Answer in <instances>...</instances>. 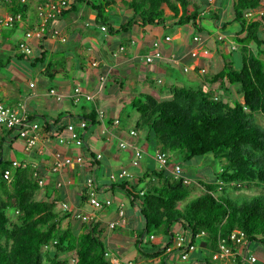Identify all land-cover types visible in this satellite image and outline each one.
Returning <instances> with one entry per match:
<instances>
[{
    "label": "trees",
    "instance_id": "1",
    "mask_svg": "<svg viewBox=\"0 0 264 264\" xmlns=\"http://www.w3.org/2000/svg\"><path fill=\"white\" fill-rule=\"evenodd\" d=\"M44 1L0 0V9L5 14L13 18L20 16L14 22L15 28L22 31L16 49L23 41L24 33L39 26L37 8ZM220 1L223 0L218 3ZM229 1V15H223L222 3L218 5L214 0L211 3L203 0V6L192 0H123L127 14L116 28L113 19L116 0H73L67 10L45 23L42 37L35 39L40 53L16 52L0 60V69L7 67L12 57L27 60L31 67L45 66L42 73L53 79L64 67L63 62L58 63V67L52 61L54 55L48 58L46 43L52 31L57 30L53 23L78 12L81 5L93 16L91 26L104 27L112 36L130 33L135 28L164 26L170 20L175 26L190 27L194 34L209 33L211 31L204 23L206 16L214 29L222 32L235 23L240 25L234 40L237 49L241 48L240 66L223 54V66L217 73L210 74L204 69V74H200L202 68L197 69L200 79L197 89L172 85L160 90V97L139 93L128 104L137 116L133 120V132L140 133L141 142L151 149L165 153L170 162L209 155L219 165L214 176L215 185L198 182L204 193L180 208L179 205L192 195L190 182L183 180L188 177L183 173L182 177L175 178L165 169L148 168L134 184L128 180L111 183V188L121 191L129 206L139 211L143 228L136 233L135 245L145 251L142 237L149 236L148 243L155 250L144 257L158 258V264H167V259L178 253L169 255L164 253V248L154 245V233L163 234L167 239L165 246L169 247L175 239L173 229L176 225L179 227L175 233L182 230L185 233L180 234L186 235L187 232L194 245L195 236L203 233L201 238L205 239L211 260L218 243L224 240L230 245L229 237L236 230L245 232L250 245L253 242L264 245V195L244 199L241 203L216 195V189L222 185L264 187V128L257 123L258 116L264 118V60L259 58L264 56L261 49L264 46V0ZM165 7L170 14H166ZM202 12L205 14L201 15ZM247 13H251V17L248 18ZM219 42L223 44L225 38ZM125 45L122 41L121 46ZM94 108L98 107L93 105L94 114L78 115L77 118H83L88 125H100ZM117 120V126L125 129L131 115ZM112 121L108 118L107 123ZM95 155L91 151V158L99 164ZM5 169L10 171L8 179L3 177ZM56 184L57 179L39 186L31 168H11V162L0 161V264H114L104 242L102 224L97 220L73 218L74 211L63 210L61 203H69L64 199L63 186ZM84 191L83 186L81 204L86 202ZM74 222H79L80 226L75 228ZM239 260L237 264H240ZM197 261L211 264L208 259Z\"/></svg>",
    "mask_w": 264,
    "mask_h": 264
},
{
    "label": "crops",
    "instance_id": "2",
    "mask_svg": "<svg viewBox=\"0 0 264 264\" xmlns=\"http://www.w3.org/2000/svg\"><path fill=\"white\" fill-rule=\"evenodd\" d=\"M222 12L224 13V9L222 10ZM92 18L93 16L91 12L87 11L84 6L81 5L78 9V12L70 13L68 19L60 18L59 20L53 23V26L60 32V35L65 38V42L62 43L58 38L49 37L46 43L49 55L48 58H50L52 55H54L55 57L56 52H58V54H65L62 61L64 63V67L63 69H60L62 70V72L58 74L56 73L53 79L48 78L42 72L40 73V75L43 76L42 79H48L52 83L54 80L56 85H51L47 87V84L45 82L34 85L33 83H30L29 88L32 89V92H30L25 98H22L20 90H18L17 88H13L12 86H6L2 89V95L4 98L8 100L10 99L12 101V108H18L19 106H23L29 119L32 120L34 123L38 124L36 118H38L39 116L43 118V122L38 125L44 127L45 131H47L48 134L57 131L59 129L58 127H61L63 124L69 122H73L76 124L78 122L72 119L77 118L78 115L73 114L70 111H66L65 107H62V105L50 106L48 102L43 105L41 98L46 96H49L51 98L52 96H50L49 94L50 90L54 89L59 95L62 96V99L60 101H57L54 97H52L54 98L55 103H60L63 99H67L70 105L72 106L79 104L81 101H86L84 100V98H80L78 100L80 102L75 104L76 102L71 98V93L75 88H78L83 94L93 96L92 101L87 102L92 103L94 106L96 105L98 109L100 108V110H102L105 114V120H98L100 122V125H88V129H86L84 134V139L87 147L92 152L94 151L95 154H101L102 158L98 160L99 164L94 162V160H91V158L90 161L88 160L87 164L84 167L73 166L68 170H64L61 176L57 175L53 177L48 174V183L55 179H57V182L60 179L62 182H64V184L62 185V193L64 195V199L69 203L68 205L71 211H80L84 214H89L91 217H94L95 220L101 223L102 227H106V225H108L109 223L118 220L117 213L120 209H123L124 217L126 219V224L123 227H125V229H130L133 231V228L135 227V224L133 222H138L140 227H137L138 231H140L143 228L142 219L138 215L135 216L133 212H130L126 209L128 200L121 191H119L118 189L111 188L112 182L109 180V175L111 173H117L118 171L123 169L129 172L132 176V179H130L128 183L134 184L136 182V178L142 176V174H144L146 170H148V162L150 160H153L156 163L155 155L157 154V151L154 149H150V151H148L147 144L141 142L140 133H136V137L134 138H131L129 136L128 132L131 130L133 131V128L135 126L132 125L134 117H131L130 123L132 126H130L129 128L125 127V129H122L121 126L118 127L112 125L111 123H107L108 118L119 119L120 113H117L114 111V109H111V107L109 106L110 103L108 101H105L106 95L104 94L102 89L105 88L106 91V89H108L107 82L111 81L116 86V91L118 92L121 98L122 90L124 91L123 94L125 96L129 94L135 95L139 93H150L151 95L160 97V90L164 88L167 89L169 86L172 85H177L179 87L183 86L181 83L178 82V80L185 82H189V80H195L199 83L200 79L199 75H197L196 73L197 69L202 68L205 69L207 73L214 74L217 73L223 66L221 56L224 53L223 46L217 40V36L220 34L224 38H226V40H229L230 44L231 42L234 43V40L240 32V27L236 28L237 26H235L231 30L224 32V34H222L219 29L216 28L214 29L215 33L209 32L197 35L192 33V30L188 31L187 29H184L180 26H175L173 21L170 20L167 21L165 25L162 26V28H165L167 26H173L176 27L177 33L175 35L164 34L161 36L159 35L160 26L157 25L146 26L145 28L140 29L135 28L130 31V33L122 34L121 36H112L107 31H102L100 27H97L104 34L102 40H99L98 45L92 43L91 47V44L88 43L86 44V46H84L82 45V39L84 35L87 34V29H90L92 27L90 24V20ZM113 19L116 22L115 25L117 28L118 24H120L124 18H121V16L116 12V15L113 17ZM205 25L207 30L213 28L212 24L211 26L208 24ZM89 32L92 33L91 31ZM21 37L22 36L18 37V39L15 40V43L12 46H9L8 50L13 53L12 55H14V53L16 52L18 53L15 46ZM166 37H170V40L166 41ZM195 37L199 38V41L197 43L193 42V39ZM94 38L95 37H88V39L92 40H94ZM68 39L69 41L77 44L74 49H67V47H64V44L68 43ZM122 41H125V47L121 46ZM36 42V40L30 42V47L32 48L33 53L35 54L40 53L38 52L39 50L36 48ZM155 42L159 44L158 50L161 53L162 58L156 60L151 64L146 63L144 60V56H146L152 51V45ZM162 42L165 43V45L168 44V48H166V46L164 47ZM2 46L3 48L5 47L3 43L0 45L1 50H3ZM203 50H206L208 54L203 55ZM194 51L198 54L196 57H191L190 54ZM2 56L4 57V55ZM2 56H0V60L3 58ZM82 59L83 61L88 60L91 67L92 63L98 64L97 67H92L96 70V73L93 76L84 77L85 87L83 89L75 83L71 84L70 80H68V71L73 69V67H75L79 71L84 72V67L82 66V64L79 63ZM172 59L175 60V62H172ZM13 60L17 59H15V57H12L11 62L8 64L7 67L11 66ZM17 61L20 62L21 60ZM11 67H14L12 68V71L16 74L18 79H22L24 81L26 80V76L21 73L23 69H25L24 66L13 63V66ZM44 67L45 66H41L40 68L44 69ZM175 69H178V71H180L184 80H181L178 77H175V75H173ZM184 69L187 70L184 71ZM171 71L173 74L171 73ZM162 75L165 76L166 79L159 78ZM100 76H103L105 78L104 82L101 84V90L103 93H101V90L99 89ZM97 80L99 83V87L96 92L94 91L95 93H91V91L95 90V88L97 87L95 86ZM164 83L166 84V87H164ZM122 85H124V87ZM33 100L38 103V106L36 107L37 113H33V115H30L27 111V103ZM0 103H2V101H0ZM42 109H46L48 113L41 114ZM82 109L85 111L87 110V107L82 106ZM60 115H62L63 117L60 118V121H56V118ZM82 115L88 114L83 113L79 116ZM78 119L84 120L83 118ZM104 127L107 130V134L102 135L101 131ZM7 136L8 137H4L3 135L0 136V161L3 162H12L14 160L27 161L29 164L32 163L33 165H38L39 167H42V169L44 168V171H46L49 170L52 164V155L55 151H61L67 154L70 153L72 155H75L76 152V149L72 148V146L59 147L56 144L54 138L52 139V137L50 136H41L35 150L31 154H26L25 152H23L22 142L19 139L17 140L15 136L13 137L9 133L7 134ZM123 140L129 141L144 150V156L140 163V165L144 164L143 168L145 167V169L143 171L137 170L138 167L134 168L133 171H131L129 168V170L126 168L127 165H129L130 163L131 152L129 150L119 149L118 144ZM97 142L101 143L97 145ZM10 143L16 144L17 149H13ZM4 144H7L9 149L7 148L6 150H4ZM120 151L127 152L125 155H121ZM16 152H20L24 155V157L18 159V157H16ZM88 173L94 175L95 186L97 188L98 196L104 195L106 197L105 199L111 201V206H109L108 208L100 211H95L88 206L90 208V211L83 210L84 208H82V205L86 203L81 204L82 202H79L80 193L83 189L84 179L86 178ZM183 174L185 175V173ZM113 199H115L118 203L113 201ZM114 214L117 216L116 219L112 218ZM74 224L76 228L80 226L79 222H74ZM105 227L102 231L103 234L105 233ZM178 227L179 225H176L174 231H176ZM133 232V243L134 248L136 250V254H134V256H131V258L136 256L135 261L132 260L130 256L123 255L122 257H120V263L117 260L116 253L113 252L111 258L112 263L117 262L118 264H158V258L146 259L144 257V255L152 253L155 249L152 248L150 250H146L148 252L140 251L137 248L138 246L135 245V242L137 240V234L135 231ZM163 243L164 244H162L161 241L155 242L153 244L161 248L163 245H165V242ZM159 244H161V247L159 246ZM198 244L199 245L197 246L195 245V251L189 254L188 259L186 261H181L179 256L176 255L169 257L166 263L181 264L188 262L190 258L196 253V250H198V252H210L209 249L206 247L205 239L200 238V243ZM115 248L121 254L124 252V249L120 250L121 246L119 244H117ZM129 253H133V250ZM249 253L256 257L253 250L249 251ZM262 253L263 254L262 257H260V260H258V258L256 257L257 261L254 264H264V252L262 251ZM237 257L238 256H234L231 258H226L225 260H218L220 262H212V264H237L238 259H241L239 260L240 264H250L243 258H240L241 256L239 258ZM192 259L193 260L190 264H199V262L197 261V257H194Z\"/></svg>",
    "mask_w": 264,
    "mask_h": 264
},
{
    "label": "built area",
    "instance_id": "3",
    "mask_svg": "<svg viewBox=\"0 0 264 264\" xmlns=\"http://www.w3.org/2000/svg\"><path fill=\"white\" fill-rule=\"evenodd\" d=\"M208 3H211L212 0H207ZM73 3V0H45L44 3L37 8V15L40 20L39 26L35 27L32 31H26L23 35V41L18 44V52L25 55H30L32 52V48L30 47V42L37 39L39 40L42 37L43 32L45 31V23L48 20H53L60 15L61 12L67 10L69 6ZM205 14L202 12L201 15ZM246 16L251 17V13H247ZM20 16L18 15L16 18H13L11 15L5 14L0 17V45L2 43L1 31L3 29H12L14 26L15 20H19ZM102 31L106 29L101 27ZM51 38H58L61 42H65V38L60 35L58 30H53L51 33ZM224 37L222 35L217 36L218 41H222ZM166 41L170 40V37L165 38ZM199 38L195 37L193 42H198ZM159 44L157 42L153 43L152 51L144 56V60L146 63H153L156 60L162 58L161 53L158 50ZM230 50L235 51L237 47L234 43L231 42ZM197 52H192L190 54L191 57H196ZM203 55H207L208 52L203 50ZM172 62L175 60L172 59ZM98 64L92 63V67H97ZM187 69H184L186 71ZM205 70L201 69L199 71L200 74H204ZM104 77H99L100 87L104 82ZM50 96L54 97L57 101L62 99V96L59 95L54 89L49 91ZM81 97L85 98L87 101H92L93 96L88 94H83L78 88L73 89L71 93V98L77 102ZM97 120L104 121L105 115L102 110H97ZM112 125L117 126L118 120L113 119ZM0 126L7 128L10 131L15 133V138L19 139L22 142L23 152L26 154H31L35 148L37 147L38 141L41 136H50L52 139L54 138L56 144L59 147L62 146H72V148L76 149L75 155L70 153H64L61 151H55L52 155V164L49 170L44 171V168L39 167L38 165H33L32 163H28L27 161H12L11 168H31L33 179L37 182L39 186H45L48 184V174L55 177L57 175L61 176L64 170H68L73 166L84 167L88 160L91 159V151L87 147L84 134L86 129H88V122L85 120H80L76 124L75 123H66L61 127L59 126L58 130L48 134L45 131V128L34 123L29 119L27 113L23 106H19L18 108H12L5 106L0 103ZM102 135L107 134V130L104 127L101 131ZM131 138L136 137L135 132L131 131L129 133ZM119 149L121 150H129L131 152V160L130 164L133 168L139 167L143 156L144 150L135 144L123 140L118 144ZM102 158L101 154H96L95 159L100 160ZM93 160V159H91ZM155 161L160 169H165L169 171L175 178L182 177V167L180 164H172L168 160V156L165 153L157 152L155 155ZM10 176L9 169H5L3 172L4 179H8ZM132 176L129 172L125 170H120L117 173H111L109 175V180L111 182H116L120 180H130ZM184 183H189V179L183 177ZM64 182L61 179L57 182V187H61ZM84 196L86 198V203L89 207H91L95 211L103 210L104 208H108L111 206V201L108 199L99 200L97 195V190L95 186L94 175L89 174L84 181ZM141 195L143 193H140ZM61 208L65 211H68L69 205L67 203H61ZM118 220L111 222L108 224L109 229H115L117 227H123L126 224V219L124 217L123 209H120L117 213ZM73 218L82 220V221H91L94 217H91L89 214H84L82 212L75 211ZM96 221V220H95ZM230 245L224 240H221L217 245V250L212 256L213 260H225L226 258H231L234 256H238L243 258L250 264H254L256 262L255 257L249 253L250 251V243L247 241L246 234L244 231L236 230L229 237ZM164 253L173 254L178 253V256L181 261H186L191 252L195 250V245L190 240V237L177 235L173 241V244L169 247L164 248Z\"/></svg>",
    "mask_w": 264,
    "mask_h": 264
},
{
    "label": "rangeland",
    "instance_id": "4",
    "mask_svg": "<svg viewBox=\"0 0 264 264\" xmlns=\"http://www.w3.org/2000/svg\"><path fill=\"white\" fill-rule=\"evenodd\" d=\"M116 1H117L116 5H115L116 12L121 16V18H126L127 11H126V7H124L123 0H116ZM192 1H196L199 6L200 5H202V6L204 5L203 0H192ZM214 1L216 2V4L218 3V0H214ZM220 3L223 4V8H222V9H224L223 15L224 14L225 15H229L228 13L230 12L231 1L223 0V1H220L218 3V5H220ZM210 8H213V7H210ZM165 9H166V14H170L169 10L166 7H165ZM0 14L1 15L5 14L2 9H0ZM31 17L34 18V15L32 14ZM68 17H69V15H66L63 18L64 19H68ZM206 17L207 18H206L204 23L211 26L212 22L210 21L209 16H206ZM235 26H237L236 28L240 27L239 24L235 23L231 27L227 28L226 31L231 30ZM182 28L187 29L188 31H191V28L188 27V26L187 27H182ZM87 30H88L87 34H85L83 39H82V45L86 46V44H88V43L91 44V47H92V43L98 45L99 44V40H102V37H103L104 34L98 28L91 27L90 29H87ZM159 30H160V34H159L160 36L164 35V34L175 35L177 33L176 27H173V26L172 27H168L167 26L165 28H162V26H160ZM89 31H91L92 33H90ZM210 31H211V33H215L214 27L210 28ZM219 31L222 34H224V32H226V31L222 32L221 30H219ZM21 32L22 31H20V30L15 28V25L13 26L12 29H3L1 31L2 43H3V45L5 47L3 48V46H2L3 50L0 49V56L4 55L5 58H6L7 55L11 56L13 54L12 52H10L8 50V48H9V46H12L15 43V40H17L18 37L22 36ZM192 33H193V31H192ZM88 37L89 38L90 37H95V38H94V40H92V39H88ZM234 43H235L236 46H238V44H236L235 41H234ZM162 44H163L164 47L166 46V48H168L167 47L168 44L165 45V43H163V42H162ZM75 46H77V44H75L74 42L69 41V39H68V43L64 44V47H67V49H74ZM222 46H223V52H224L223 54H224V56L226 58L229 57V60L231 62H233L236 66H240V63H241V58H240L241 48H238L237 51H235V52H231L230 51L229 40H226V38H225V42L222 44ZM253 47H254L253 50L255 51V49H256L255 47L256 46L253 45ZM261 49L264 52V46H262ZM64 56H65V54H63V53H60L58 55L55 54V58L52 61L56 65H58V67H60V64H58V63H61L63 61ZM259 58L264 60V56H261V57L259 56ZM13 63L14 64H19V65H22V66L25 67V69H23V71L21 72L22 74H24L26 76V80L25 81L22 80V79H18L16 74L12 71V68H14V67H11V66H13ZM79 63L82 64V66L84 67V69H85L84 72L85 73L82 72V71H79L75 67H73V69L68 71V73H69L68 80H70L71 84L75 83L80 88L83 89L85 87V79H84V77L93 76L96 73V70L91 67V65L88 62V60L83 61V59H82ZM29 65H30V63L27 60H22L20 62H18L17 60H13L12 63H11V66L4 67V68L0 69V101H2V103L5 106H9V107L12 106V101L10 99L8 100V99L4 98L3 95H2V91H3L2 89L5 88L6 86H12L13 88H17L18 90H20V94H21L22 98H25L26 96H28V94L30 92H32V89L29 88V84L30 83H33V85H34V84L45 82L47 84V87H49L51 85H56L54 80H53V83H54L53 84L48 79H46V80L42 79L43 76H41L40 73L43 71V69H41L39 66L31 67ZM171 73H172V71H171ZM173 73L172 74L175 75V77H178L179 79L184 80V78H182V74L180 73V71H178V69H175V72H173ZM159 78L166 79V77L163 76V75L160 76ZM194 81L195 80H189V82H187V81L185 82V81L178 80V82L181 83L183 86L187 85V86H190L191 89L195 90V89H197L199 87V83L197 81H195V82ZM93 83H94V81H93ZM107 85H108V89H106V91H105V88L102 89V90H103L104 94L106 95L105 101H108L110 103L109 106L111 107V109H114L115 112L120 113V117L122 119H124L127 114L131 115V117H134V119H135L137 116H136V114L134 112L131 111V109L129 108V105H128L130 100L133 98L134 95L133 94H129V95L125 96L123 94L124 91L122 90V94H121L122 98H121L120 95L118 94V92L116 91L117 88L113 84V82L108 81ZM95 86H97V87L95 88V90H92L91 93H95L97 91V89L99 87L98 80H97V83H95ZM122 86L124 87V85H122ZM164 87H166V84L164 85ZM102 90L100 91L101 93H103ZM135 95H137V94H135ZM97 96H99V95H97ZM41 100L43 102V105H45L47 102L50 104V106L62 105V107H65L66 111H70L73 114H77V115H81L83 113L84 114H94L93 111H92L93 104L90 103V102H87V101H81V102L77 101L75 104H77L78 102H80V103L77 104V105L72 106V105H70V103H69V101L67 99H63L60 103H57V102L55 103L54 98H52V97L50 98L49 96H46V97L41 98ZM27 106H28L27 111H28V113L30 115H33V113H37V108L36 107L38 106V103L35 100L29 101L27 103ZM82 106L87 107V110L84 111L82 109ZM93 110L95 111V114H96V111L99 110V109H95L94 108ZM41 112H42L41 114L48 113L46 109H42ZM36 119H37L36 121L38 122V124H41L43 122V118H41L40 116L38 118H36ZM72 119H74L76 121H80V119H78V118H72ZM130 122L131 121L129 120L127 125H126V128H129L130 126L134 125V122H132V125H131ZM257 123L262 128H264V118H262L261 116H258L257 117ZM8 133L10 135H12L13 137L15 136V133L13 131H10V130H8L5 127L0 126V134L1 135H3L4 137H8L7 136ZM100 143L101 142H97V145H99ZM10 145L12 146L13 149H17L16 144H14V143L11 144L10 143ZM7 148H8V145L4 144L3 145V149L6 150ZM150 149L151 148L148 147V151H150ZM115 152H116V150H115ZM126 152L127 151H120V154L121 155H125ZM16 157H18V159H19V158L24 157V155L21 154L20 152H16ZM130 160H131V158H130ZM171 163H179L181 165L183 173H185V175L188 178H190L189 179V182H190L189 184L192 187V195H190V197L186 200V202L181 203L179 205V208L183 207L188 201H191V199H193L194 197L199 196V195L204 193V188H202V186H200V184L198 182H205L207 184H212L213 183L215 185L214 176H215V173L219 170V165H218L217 161H213L212 160L211 156L207 155V156H204V157L193 158L190 161L174 159ZM143 165L144 164H141L137 168V170H142L143 171L145 169V167L143 168ZM148 167L150 169H160L159 166L157 165V163H155L153 160H150L148 162ZM126 168L127 169L129 168L131 171L134 170V168L130 165V163H129V165H127ZM84 181H85V179H84ZM83 186H84V183H83ZM216 195L219 196V198H223V199L232 198L234 201H238L236 203H241L244 199H252L254 196L264 195V187L259 185L258 188H255V187L254 188H245V187L243 188V187H234V186L231 187L229 185H222V186H220L219 188L216 189ZM97 197H98L99 200H105V198H106L104 195H101V196L97 195ZM113 201L117 202L115 199H113ZM84 203H86V202H84ZM86 204L82 205V208H84L83 210L90 211V208ZM126 209L128 211H130V212H133V214L135 216L138 215L140 217L139 211L135 207L131 208L128 205V203H127ZM14 216L15 215L12 213L11 214V218L14 219ZM116 217L117 216L114 214V216L112 218L116 219ZM133 223L135 224V227L133 228V231H135L136 233H139L140 231H138V227H137V226L140 227L139 223L138 222H133ZM104 227L105 226H103V229H104ZM174 230L175 229H173V231ZM133 231L130 230V229H125V227H117L115 229H109L108 225H106L105 233L103 234V238H104V242L107 245L110 259L112 258V253L113 252L116 253L117 260L120 263H121L120 257H122L123 255L130 256V258H131V256H134V254H136V250L134 248V243H133V241H134L133 240V238H134L133 237V235H134ZM180 233H185V232H183L181 230V232H179V235H182ZM174 234L177 235L175 233V231H174ZM186 235H187V232H186ZM153 238H154V240H153ZM153 238H152V242L153 243L162 241V244H164L163 242L167 241L166 237L163 234H160V233H154ZM117 240H119V241H117ZM142 240H143L142 245H143L145 251L146 250H150L151 246L148 243L149 242V236L144 235L142 237ZM116 241H117V244H119L121 246L120 250L124 249V252L122 254L119 253V251L115 248L116 245H117ZM195 241H196L195 245L196 246L199 245L198 243H200V239H197ZM114 245H115V247H114ZM159 246L161 247V244H159ZM250 247H251V250L254 251V254L256 255L258 260H260V257H262V254H263L262 251L264 252V245L261 244L260 242H253L250 245ZM132 250H133V253H129ZM146 252H148V251H146ZM193 252H191V253H193ZM194 257H197V259L200 260V261H205V260L208 259V261H210L209 263H211V264H212V262L213 263L220 262L218 260H213V259L211 260V258L209 257V253L198 252V250H196V253L190 258V260L188 262L181 263V264H190L191 261L193 260L192 258H194ZM256 257H255V259H256ZM131 259L135 261L136 256L131 258ZM256 261H257V259H256ZM114 264H116V263H114Z\"/></svg>",
    "mask_w": 264,
    "mask_h": 264
},
{
    "label": "bare ground",
    "instance_id": "5",
    "mask_svg": "<svg viewBox=\"0 0 264 264\" xmlns=\"http://www.w3.org/2000/svg\"><path fill=\"white\" fill-rule=\"evenodd\" d=\"M177 235H179V234H177ZM177 235H175V237H176ZM181 236H184V235H181ZM185 236L190 237V240L192 239V236H191L190 234H187V235H185ZM201 237H203V233H201L200 235H196V236H195V239H200Z\"/></svg>",
    "mask_w": 264,
    "mask_h": 264
},
{
    "label": "clouds",
    "instance_id": "6",
    "mask_svg": "<svg viewBox=\"0 0 264 264\" xmlns=\"http://www.w3.org/2000/svg\"><path fill=\"white\" fill-rule=\"evenodd\" d=\"M4 15H5V14H4ZM62 43H64V42H62ZM1 44H2V43H1ZM17 51H18V49H17ZM79 212H80V211H79ZM165 247H166V246L164 245V246L162 247V249L165 248ZM116 264H118V263L116 262Z\"/></svg>",
    "mask_w": 264,
    "mask_h": 264
}]
</instances>
